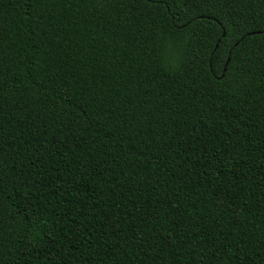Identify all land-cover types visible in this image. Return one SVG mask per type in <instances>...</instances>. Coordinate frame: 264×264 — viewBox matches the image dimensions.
I'll return each instance as SVG.
<instances>
[{"label": "trees", "instance_id": "1", "mask_svg": "<svg viewBox=\"0 0 264 264\" xmlns=\"http://www.w3.org/2000/svg\"><path fill=\"white\" fill-rule=\"evenodd\" d=\"M0 264H264V0H0Z\"/></svg>", "mask_w": 264, "mask_h": 264}, {"label": "water", "instance_id": "2", "mask_svg": "<svg viewBox=\"0 0 264 264\" xmlns=\"http://www.w3.org/2000/svg\"><path fill=\"white\" fill-rule=\"evenodd\" d=\"M224 36H225V34H224ZM219 47V45H217V48ZM229 62H230V60H228V63H227V65L229 64ZM227 65H226V68H225V71L224 72H226V70H227ZM224 76V75H223Z\"/></svg>", "mask_w": 264, "mask_h": 264}]
</instances>
